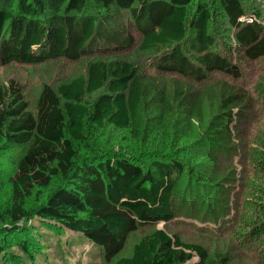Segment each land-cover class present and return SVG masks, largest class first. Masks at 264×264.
<instances>
[{
	"label": "trees",
	"instance_id": "obj_1",
	"mask_svg": "<svg viewBox=\"0 0 264 264\" xmlns=\"http://www.w3.org/2000/svg\"><path fill=\"white\" fill-rule=\"evenodd\" d=\"M263 1L0 0L1 64L84 60L43 83L33 110L15 80L0 83V158L23 148L0 204V264L24 263L13 248L35 260L40 229L84 238L103 264H230L163 228L120 253L136 229L174 218L176 198L203 215L217 204L207 162L225 153L230 128L244 136L264 77L245 91L214 75L239 79L237 59L264 58ZM107 128L130 147H98ZM246 144L252 175L230 222L264 244V121Z\"/></svg>",
	"mask_w": 264,
	"mask_h": 264
},
{
	"label": "rangeland",
	"instance_id": "obj_2",
	"mask_svg": "<svg viewBox=\"0 0 264 264\" xmlns=\"http://www.w3.org/2000/svg\"><path fill=\"white\" fill-rule=\"evenodd\" d=\"M258 7L264 12V1L260 2ZM125 20L128 22V19ZM128 25L131 26L130 23ZM237 62L241 70L239 79L233 80L225 75L215 74L216 81H224L231 87L253 91L257 80L264 77V58L256 62L237 59ZM149 63L151 64V62ZM83 67V58L76 61L53 59L37 64L0 63V83L9 79L15 80L21 86L29 108L33 110L34 94L43 83L55 85L80 73L83 71ZM150 68L151 71H154L153 73H156L154 67ZM160 74L169 79L168 87L170 88H177L184 84L185 80L178 75L163 72ZM210 84L209 81L206 82V85ZM251 94L253 98L256 97V94ZM255 100V109L250 113L252 117L249 116L248 122L242 127V135L244 136L236 139V135L233 133L234 129L230 128L231 136L227 138V141L220 144L221 147L227 149L225 153L212 154L210 163L207 162V165H211L208 172H211V177L219 185V190L214 194L217 204H214L210 211L205 208L204 216L202 212L199 214L196 212V204H191L192 208L188 209L186 207L188 203H180L176 198L174 201V208H176L174 218L168 222H158L154 225L140 227L130 233L120 255H129L132 245L150 230L163 228L169 233L177 235L182 241L200 244L211 257L222 254L230 264H264V244L256 241L254 237H248L249 234L245 232L246 230L242 226L239 227L237 223L230 222V213H233L235 205L239 204L242 198L244 199L243 192H246L247 175H252L249 166L246 164L248 151L246 142L263 126L264 99L260 97ZM97 145L102 148L112 146L114 149L130 147V143L125 140L120 132L110 128H107L101 135ZM22 151L23 148H14L0 158L1 205L8 199V177L11 175L14 163ZM189 193L193 196L195 194L194 188H191ZM193 209L195 210L192 212ZM227 209L229 214H226L224 218L216 214L228 213ZM39 236H41L39 240L44 246H42L40 253H35V260H28L22 253L18 252L17 248H13L11 253L21 255L24 260L23 264H103L99 250L80 236L68 231L56 234L50 230L41 229ZM4 264H6V260Z\"/></svg>",
	"mask_w": 264,
	"mask_h": 264
}]
</instances>
